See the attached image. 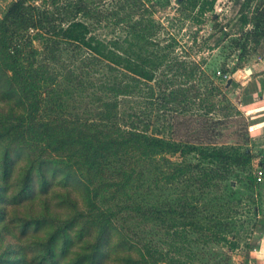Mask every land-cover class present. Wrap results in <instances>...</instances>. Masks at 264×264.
<instances>
[{
	"label": "trees",
	"instance_id": "obj_1",
	"mask_svg": "<svg viewBox=\"0 0 264 264\" xmlns=\"http://www.w3.org/2000/svg\"><path fill=\"white\" fill-rule=\"evenodd\" d=\"M103 1L14 0L0 20V264H194L200 241L239 248L223 233L233 212L205 196L237 174L257 181L247 140L215 138L245 115L142 0H116L118 37L95 35ZM177 2L206 13L217 0ZM248 24L236 46L256 52L264 6ZM174 115L201 141L166 137Z\"/></svg>",
	"mask_w": 264,
	"mask_h": 264
},
{
	"label": "rangeland",
	"instance_id": "obj_2",
	"mask_svg": "<svg viewBox=\"0 0 264 264\" xmlns=\"http://www.w3.org/2000/svg\"><path fill=\"white\" fill-rule=\"evenodd\" d=\"M14 0H0V20ZM116 0H104L100 7L101 16L104 17L102 23L94 21V34L104 38L113 39L118 37L119 31L114 32L112 23L115 20L110 17L113 5ZM206 0H202L204 3ZM138 5L140 4L137 1ZM146 7L154 13L153 18L162 23L164 30L162 37L165 40L171 38L178 41L176 53L187 61L196 60L204 63V69L212 75L216 82L221 85L229 101L240 110L246 117L247 122L241 117L233 120L224 119L218 122L215 138L220 142H244L247 140L246 147L256 155L253 162L255 177L261 170L259 167L263 156V142L254 138L250 132V122L247 115L233 101L236 91L233 88H226L229 79H240L241 72H235L238 67L244 70L248 65L257 59L260 52H255L253 45L247 49L236 46L240 35L251 29V24L243 27L242 19L247 17L251 20L253 15L264 6V0H217L213 11L202 13L200 3L193 6L180 7L177 0H142ZM144 7V6H143ZM189 9V10H188ZM185 10V11H184ZM218 19L217 22L213 21ZM219 73H221L219 75ZM237 73V74H236ZM246 76L247 74H242ZM225 76L229 78L226 79ZM242 80V79H241ZM204 85L206 83L204 82ZM206 88V86H204ZM246 101V93L242 96ZM137 99L127 100L126 105L137 106ZM227 103L222 102L220 107ZM141 107V106H140ZM235 112H233L234 114ZM171 125L174 128L173 136L171 129L166 130L168 138L184 142H198L203 136L200 135L201 129L197 122H193L190 117L174 115ZM212 117H223L217 111ZM190 121V124L186 120ZM217 119V118H216ZM218 121V120H217ZM171 138V139H172ZM175 162L195 163V156L181 157L180 154L173 157ZM228 182L223 183L220 191H215L209 196H205L206 204L212 199L218 208L224 209L226 214L233 212L231 219L225 220L226 227L223 233L231 242L238 244L239 248L231 250L224 242L218 243L217 240L200 241L196 245L197 259L194 264H256L251 252L257 246L258 241L264 238V178L251 184L247 174H237ZM254 186V187H253ZM76 198H79L76 195ZM80 199V198H79ZM231 208V211L229 210ZM148 233L158 235L155 226L149 228Z\"/></svg>",
	"mask_w": 264,
	"mask_h": 264
},
{
	"label": "crops",
	"instance_id": "obj_3",
	"mask_svg": "<svg viewBox=\"0 0 264 264\" xmlns=\"http://www.w3.org/2000/svg\"><path fill=\"white\" fill-rule=\"evenodd\" d=\"M256 52L261 53L257 59L252 61L244 70L238 71L241 72V75L240 79L237 78L239 87L234 89L237 93L233 97V101L247 115L251 135L261 140L264 146V42L257 48ZM248 68L251 69V74L246 73ZM244 73L247 75H242ZM245 93L246 101H243L242 96ZM251 255L255 258L256 264H264V238L258 241Z\"/></svg>",
	"mask_w": 264,
	"mask_h": 264
},
{
	"label": "water",
	"instance_id": "obj_4",
	"mask_svg": "<svg viewBox=\"0 0 264 264\" xmlns=\"http://www.w3.org/2000/svg\"><path fill=\"white\" fill-rule=\"evenodd\" d=\"M246 73L247 74H251L252 71L251 69H246ZM229 87H233V88H238L239 87V84L237 81H235L234 79H229L226 83V88H229Z\"/></svg>",
	"mask_w": 264,
	"mask_h": 264
},
{
	"label": "built area",
	"instance_id": "obj_5",
	"mask_svg": "<svg viewBox=\"0 0 264 264\" xmlns=\"http://www.w3.org/2000/svg\"><path fill=\"white\" fill-rule=\"evenodd\" d=\"M221 73H219V75H220ZM225 78L226 79H228L229 77L228 76H225ZM257 180L259 181V182H261L262 180H263V178H264V171L261 169V170H259L257 173Z\"/></svg>",
	"mask_w": 264,
	"mask_h": 264
}]
</instances>
